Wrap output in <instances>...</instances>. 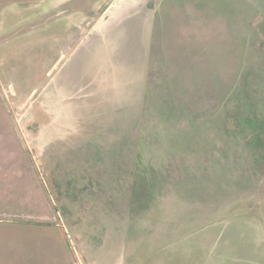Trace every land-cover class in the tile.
I'll return each mask as SVG.
<instances>
[{
	"label": "rangeland",
	"instance_id": "1",
	"mask_svg": "<svg viewBox=\"0 0 264 264\" xmlns=\"http://www.w3.org/2000/svg\"><path fill=\"white\" fill-rule=\"evenodd\" d=\"M11 1L25 5L0 7L1 89L28 152L10 168L0 98V264H264V0L143 1L149 48L127 23L105 83L76 56L62 117L37 85L66 23L52 0Z\"/></svg>",
	"mask_w": 264,
	"mask_h": 264
},
{
	"label": "crops",
	"instance_id": "2",
	"mask_svg": "<svg viewBox=\"0 0 264 264\" xmlns=\"http://www.w3.org/2000/svg\"><path fill=\"white\" fill-rule=\"evenodd\" d=\"M4 1H0L2 11L8 5L13 9L25 5H20V2L16 1ZM43 1L40 0V2ZM143 1L147 0H52L53 5L49 12L55 15L54 22L62 20L63 23H66L60 34L63 38L62 41L65 42L61 50L62 60L58 63L57 71L52 78L54 98L56 96L62 103L60 112L58 111L59 117H62L63 113H70L72 110L70 101L75 98V93L70 88L68 90L66 86H63L59 74L63 72L64 68L70 66L76 56H80V53L86 56L84 68L87 71H92L94 64L97 65L99 70L94 79L105 83L107 80L104 71L108 66L106 58L110 51L117 50L113 47L118 48L120 44L119 42L114 43L115 39L119 40L120 35L125 36V32L130 33L127 30L129 26L126 27L127 23L137 25L135 28L139 30V38L144 39L149 48L156 4H154V8H148L149 10L146 8L145 11L144 6L141 5ZM153 1L155 2V0ZM74 14L77 16L75 19H73ZM78 59L79 57L75 60V64ZM145 61L148 66L147 58ZM139 83L141 82L139 81ZM110 84L112 85L109 82L107 86Z\"/></svg>",
	"mask_w": 264,
	"mask_h": 264
},
{
	"label": "flooded vegetation",
	"instance_id": "3",
	"mask_svg": "<svg viewBox=\"0 0 264 264\" xmlns=\"http://www.w3.org/2000/svg\"><path fill=\"white\" fill-rule=\"evenodd\" d=\"M0 1H4V0H0ZM160 0H157V2H159ZM157 4V3H156ZM158 7V6H157ZM60 60H62V55L58 56L56 61L50 66V69L47 73V78L45 80H42L41 83H38L37 86H43L45 84L48 83V85L50 86L49 88L51 89L53 87V81H52V78H53V75L54 73L57 71V67H58V63L60 62ZM51 72V73H50ZM3 74L1 75V78H0V98L3 100V103L5 105V108H6V114L8 115V120L12 122V125L15 127V130L17 132V138H15L14 134L11 133V136H10V143L6 144L5 146H3L4 148L8 149L10 153H12V149H13V155H14V161L12 162V165H10L9 167L12 168V166L16 167L20 164L21 160H20V157H21V154H20V150L23 149L25 150L26 152H28V147L26 145V142L24 141V138L20 132V129L18 127V125L16 124V121H15V118L13 116V113L12 111H10V108L6 102V99L4 98V95H3V92H2V86L3 83L5 82L2 78H3ZM5 78V77H4ZM6 79V78H5ZM32 86V85H30ZM29 86V87H30ZM22 96V95H21ZM11 131H12V127H10ZM14 142V143H13ZM15 146V147H13ZM1 148V147H0ZM9 153V154H10ZM11 162V161H10ZM10 162H8V164H10ZM1 167V166H0ZM32 167L34 168V171L36 172V179H38L39 181V184H40V187L43 191V193L45 194V197L47 198V201L49 203V207L51 209V211L53 212H56L49 197H48V194L46 193V188L43 184V181H42V178L41 176L38 174L37 170H36V166L35 164L32 162ZM6 171V170H5ZM9 171V169H8ZM0 173H2V171H0ZM37 214H40L41 212L40 211H36ZM1 214V213H0ZM3 214H7V215H11L12 213H3ZM33 214V213H32ZM47 215V214H46ZM15 218H20V219H24L23 217L25 216H38V215H29L28 213L26 214H23V215H17V214H14L13 215ZM39 216H42V215H39ZM48 216H51V215H48ZM27 219V218H26ZM30 218H28L27 220H29ZM49 221V220H47Z\"/></svg>",
	"mask_w": 264,
	"mask_h": 264
},
{
	"label": "water",
	"instance_id": "4",
	"mask_svg": "<svg viewBox=\"0 0 264 264\" xmlns=\"http://www.w3.org/2000/svg\"><path fill=\"white\" fill-rule=\"evenodd\" d=\"M54 215H56V212H54ZM23 218L24 219L30 218V219L39 220V221H41V220L42 221H47V220L53 221L54 219H57L58 220V217L57 216L52 217V216H48V215L35 216V217H33V216H25Z\"/></svg>",
	"mask_w": 264,
	"mask_h": 264
}]
</instances>
